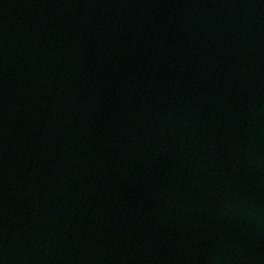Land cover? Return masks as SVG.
I'll list each match as a JSON object with an SVG mask.
<instances>
[{
  "label": "water",
  "instance_id": "95a60500",
  "mask_svg": "<svg viewBox=\"0 0 264 264\" xmlns=\"http://www.w3.org/2000/svg\"><path fill=\"white\" fill-rule=\"evenodd\" d=\"M0 264H264V0H0Z\"/></svg>",
  "mask_w": 264,
  "mask_h": 264
}]
</instances>
